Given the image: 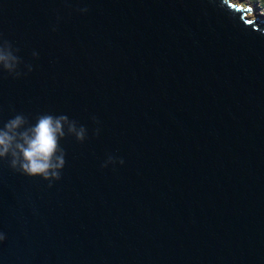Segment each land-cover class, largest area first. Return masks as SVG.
Instances as JSON below:
<instances>
[{"label": "water", "instance_id": "95a60500", "mask_svg": "<svg viewBox=\"0 0 264 264\" xmlns=\"http://www.w3.org/2000/svg\"><path fill=\"white\" fill-rule=\"evenodd\" d=\"M248 12L0 0L21 60L0 69V126L63 114L87 129L60 141L51 186L0 160V264H264V20Z\"/></svg>", "mask_w": 264, "mask_h": 264}, {"label": "clouds", "instance_id": "9594fccd", "mask_svg": "<svg viewBox=\"0 0 264 264\" xmlns=\"http://www.w3.org/2000/svg\"><path fill=\"white\" fill-rule=\"evenodd\" d=\"M16 51L18 49L13 50L11 42H0V69L19 76L21 73L17 68L21 60ZM33 55L38 54L34 52ZM28 67L31 71V66ZM95 134H99V129ZM66 136H74L83 142L87 129L83 125L77 126L75 120L63 114H42L32 123L23 113H18L0 126V160H7L12 169L27 176L42 177L51 186L52 181L61 178V170L66 163V153L60 144Z\"/></svg>", "mask_w": 264, "mask_h": 264}, {"label": "rangeland", "instance_id": "374dc122", "mask_svg": "<svg viewBox=\"0 0 264 264\" xmlns=\"http://www.w3.org/2000/svg\"><path fill=\"white\" fill-rule=\"evenodd\" d=\"M234 2L240 3L243 6H250V12L248 15L251 17H258L264 20V8L260 3H254L251 0H233Z\"/></svg>", "mask_w": 264, "mask_h": 264}, {"label": "trees", "instance_id": "16d2710c", "mask_svg": "<svg viewBox=\"0 0 264 264\" xmlns=\"http://www.w3.org/2000/svg\"><path fill=\"white\" fill-rule=\"evenodd\" d=\"M254 3H260L262 7L264 8V0H251Z\"/></svg>", "mask_w": 264, "mask_h": 264}, {"label": "bare ground", "instance_id": "6f19581e", "mask_svg": "<svg viewBox=\"0 0 264 264\" xmlns=\"http://www.w3.org/2000/svg\"><path fill=\"white\" fill-rule=\"evenodd\" d=\"M232 1H233V0H232ZM243 7L246 9V8H248V7H250V6H243ZM250 9H251V7H250Z\"/></svg>", "mask_w": 264, "mask_h": 264}]
</instances>
